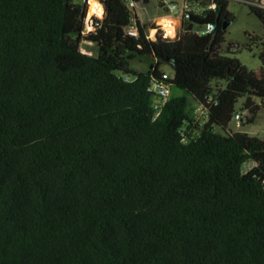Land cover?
<instances>
[{"label": "trees", "instance_id": "trees-1", "mask_svg": "<svg viewBox=\"0 0 264 264\" xmlns=\"http://www.w3.org/2000/svg\"><path fill=\"white\" fill-rule=\"evenodd\" d=\"M187 3L170 40L128 0L88 34L81 0H0V264H264V138L230 130L240 98L245 124L264 107V68L225 54L228 0Z\"/></svg>", "mask_w": 264, "mask_h": 264}, {"label": "rangeland", "instance_id": "rangeland-1", "mask_svg": "<svg viewBox=\"0 0 264 264\" xmlns=\"http://www.w3.org/2000/svg\"><path fill=\"white\" fill-rule=\"evenodd\" d=\"M159 1L149 0L148 5H137L136 12L139 19L155 22L163 18L164 12L159 6ZM174 1L181 3V0ZM228 11L233 16V21L227 27L222 48L224 51H226L228 45H232L234 48L230 54H225L237 58L249 70H255L259 67L264 68V26L249 11L248 6L238 0H228ZM149 63L150 61L147 58H137L130 62V66L138 72H145L149 67ZM161 69L169 76H173V70L169 64L163 63ZM244 100V97L238 100L235 105L236 111L240 112ZM255 101L259 102L258 99H255ZM230 126L234 131L262 138L264 107L260 108L253 123L245 124V121H243L241 124H237L232 121Z\"/></svg>", "mask_w": 264, "mask_h": 264}, {"label": "built area", "instance_id": "built-area-1", "mask_svg": "<svg viewBox=\"0 0 264 264\" xmlns=\"http://www.w3.org/2000/svg\"><path fill=\"white\" fill-rule=\"evenodd\" d=\"M81 1L87 4L88 7L93 6L95 7V9L101 11V16H99L98 13H93L91 16L87 17L88 18L87 34H88L93 30L94 26H98V22L103 19L104 10L101 4V0H81ZM128 1H130V5L136 11L137 5L134 4L131 0ZM238 1L247 5L259 7L264 10V0H238ZM160 5L164 11L165 18L160 20L158 23H154L157 28L151 29L149 31V38L151 39L154 37L152 36L153 34L155 35L156 33H159V35H161L162 38L164 39L175 40L177 38L178 30L181 27V23L187 19H190V17L193 14L195 13L198 14L203 11V9H199V10L195 9L191 4L187 3V0H182L180 4L172 0H160ZM211 30H212V26H207L204 32H210ZM127 34L131 36H137V28L134 22L127 28ZM82 51L86 54H89L83 49ZM168 79H169V75L165 73L163 74L161 79H154L148 87V92L153 97L152 109L155 112V117L159 115L160 111L167 103L171 95V85L168 82ZM124 80L130 81L131 77L125 76ZM207 116H208V109L205 106L200 104L194 105L191 115L193 125L205 121L207 119ZM249 116L250 115L248 111L238 112L237 114H235L233 121L236 122L237 124H241ZM262 137L264 138V133L262 134Z\"/></svg>", "mask_w": 264, "mask_h": 264}, {"label": "bare ground", "instance_id": "bare-ground-1", "mask_svg": "<svg viewBox=\"0 0 264 264\" xmlns=\"http://www.w3.org/2000/svg\"><path fill=\"white\" fill-rule=\"evenodd\" d=\"M93 13H98L99 16H101V11L95 9V7H88V14L87 17L91 16ZM85 19V28L83 31V34H87V26H88V18Z\"/></svg>", "mask_w": 264, "mask_h": 264}, {"label": "crops", "instance_id": "crops-1", "mask_svg": "<svg viewBox=\"0 0 264 264\" xmlns=\"http://www.w3.org/2000/svg\"><path fill=\"white\" fill-rule=\"evenodd\" d=\"M172 1H174V0H172ZM174 2H176V1H174ZM181 2H182V0H181ZM148 4H149V0H148ZM147 4V5H148ZM159 6L161 7V5H160V1H159ZM161 9H162V7H161ZM163 10V9H162ZM164 12V11H163ZM138 14V13H137ZM163 18H165V14H164V17ZM163 18H160V19H158V20H156L155 22H152V21H148V20H142V19H140V21L141 22H151V23H158L160 20H162ZM152 32V31H151ZM152 36H154V34L152 35ZM230 130L231 131H233V132H238V131H234V130H232V128H231V126H230ZM244 133V132H243ZM264 133V131L263 132H261V134H263ZM247 134V133H246ZM249 135V134H248Z\"/></svg>", "mask_w": 264, "mask_h": 264}, {"label": "water", "instance_id": "water-1", "mask_svg": "<svg viewBox=\"0 0 264 264\" xmlns=\"http://www.w3.org/2000/svg\"><path fill=\"white\" fill-rule=\"evenodd\" d=\"M229 24H224L223 29L226 30Z\"/></svg>", "mask_w": 264, "mask_h": 264}]
</instances>
